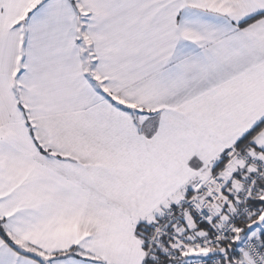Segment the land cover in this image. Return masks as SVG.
Wrapping results in <instances>:
<instances>
[{"label":"snow or ice","instance_id":"1","mask_svg":"<svg viewBox=\"0 0 264 264\" xmlns=\"http://www.w3.org/2000/svg\"><path fill=\"white\" fill-rule=\"evenodd\" d=\"M0 264H264V0H0Z\"/></svg>","mask_w":264,"mask_h":264}]
</instances>
